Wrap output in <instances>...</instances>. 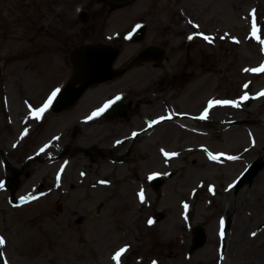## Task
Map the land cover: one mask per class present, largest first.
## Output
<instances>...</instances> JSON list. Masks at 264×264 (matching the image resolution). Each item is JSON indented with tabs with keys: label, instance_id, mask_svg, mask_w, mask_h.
<instances>
[{
	"label": "rangeland",
	"instance_id": "1",
	"mask_svg": "<svg viewBox=\"0 0 264 264\" xmlns=\"http://www.w3.org/2000/svg\"><path fill=\"white\" fill-rule=\"evenodd\" d=\"M253 9L264 38V0H134L111 12L105 0H0V180L18 172L13 192L0 188L1 264H109L121 244V264H149L167 259L161 235L182 242L172 249L181 264H250L264 255V165L250 183L236 184L253 160L264 161V97L214 106L198 119L210 100L264 91V73L244 71L264 63L250 38ZM142 23L143 37L126 39ZM100 42L120 47L115 67L147 45L166 52L89 87L71 108L31 118L29 106L41 107L70 75L71 49ZM115 96L125 101L121 110L87 119ZM169 111L174 117L148 126ZM161 149L178 155L166 162ZM208 152L239 159L216 162ZM29 195L37 199L22 203ZM149 219L156 226L145 232ZM234 224L239 234L228 247ZM197 225L204 241L190 251Z\"/></svg>",
	"mask_w": 264,
	"mask_h": 264
},
{
	"label": "water",
	"instance_id": "2",
	"mask_svg": "<svg viewBox=\"0 0 264 264\" xmlns=\"http://www.w3.org/2000/svg\"><path fill=\"white\" fill-rule=\"evenodd\" d=\"M111 8L123 6L132 0H106ZM144 33L143 29H140L135 38H140ZM120 49L116 46L107 43L98 44H84L74 48L71 52V61L73 64V70L69 79L61 89L57 98L52 104L53 112H60L70 108L75 104L83 92L92 85L115 78L124 73L127 69L136 63L149 59L151 56L161 58L163 56V49L156 47H149L140 51L134 56L129 63L124 67L114 68L113 63L119 56ZM152 54V55H151ZM124 100H117L113 103L109 109L105 112V117H111L124 105ZM264 165V161L256 159L241 178V182H251L253 177L257 174L258 170ZM18 172L16 171L13 176L8 177V182H3L5 186H8L11 190H14L18 180ZM160 185V180L153 183V186L157 188ZM161 218V215H157L156 219ZM193 241L190 247V251L200 247L203 244L204 233L202 228L195 226L193 228ZM1 252V249H0Z\"/></svg>",
	"mask_w": 264,
	"mask_h": 264
},
{
	"label": "snow or ice",
	"instance_id": "3",
	"mask_svg": "<svg viewBox=\"0 0 264 264\" xmlns=\"http://www.w3.org/2000/svg\"><path fill=\"white\" fill-rule=\"evenodd\" d=\"M250 16H251V32H250V38L251 39H254L255 41H257L260 46H261V51L264 52V38L261 37V28H260V25L258 23V18H257V12L255 9H253L250 13ZM189 23H191V21H189ZM137 28H139L140 26L137 25L136 26ZM195 27H199L198 25H195ZM197 35H199L202 39H204L206 42L208 43H213V40L214 38L213 37H210V36H207L203 33H197ZM127 38H130L129 37H126ZM188 39L191 41L192 39H194V36L190 35L188 37ZM221 39H224V37H221ZM234 42L236 43H239V41H235ZM245 72H251V73H255V74H260V73H264V63H262L259 67L257 68H246L244 69ZM245 89L248 88V84H245L243 86ZM60 89L59 88H56L54 89L51 94L48 96V98L45 100V102L43 103V105L39 108H35L33 109L31 106H29V115L31 118L35 119V120H40L43 118L44 114L49 110V108L52 106L53 102L55 101V99L57 98L58 94L60 93ZM258 97H264V91H261L257 94V97H249L248 93L245 92L244 95H242L238 100H210L208 102V106L204 109L203 113L198 117V119H201V120H205L208 118V113H209V110L214 107V106H218V105H230L232 107H236V108H239L241 106V104L244 102V101H247L248 99L250 98H258ZM121 97L117 96L115 98V100H112V101H109L108 103H106L102 108L98 109L97 111L93 112L89 117H87L88 120H92L93 118H95L96 116H99L102 112H104L107 108H109L113 103H115L117 100H119ZM172 116L169 115V116H162L160 117L158 120H153V121H150L148 126L149 127H152L153 125L155 124H158L160 122H162L163 120L165 119H171ZM24 135H27V129H25L24 133L22 134L21 136V139L23 138ZM134 137L136 135H138L137 133H133L132 134ZM117 143H120L119 141ZM254 143V141H253ZM48 145H45V148H47ZM45 149L42 148L40 151L43 152ZM205 151H207L205 149ZM161 152L163 154V156L165 157V161L167 162V159L171 158V157H174V156H177L178 153H169L163 149H161ZM208 155V158L212 161H216V162H221V158L223 157L224 159H227V160H237L239 159V157H236V156H226L224 153H219V154H213L211 152H208L207 153ZM63 171V169H61V172ZM158 174L154 173L152 175H150L148 177L149 180L151 179H154ZM59 180H60V176L59 174L57 175V185H59ZM101 183H104L103 181H101ZM4 187V183L2 181H0V188H3ZM209 191H213V189L210 187L209 188ZM138 195V198L140 200L141 203H144L145 202V195H144V191L143 189H141V191L137 194ZM37 199L36 196H32V195H29L27 197H21L20 200L22 203H27L29 202L30 200H35ZM15 206V205H14ZM184 208H185V212L187 211V208H188V205L185 204L184 205ZM188 217L187 215H185V220H187ZM154 221L149 219L148 223L151 225ZM220 236L221 238H223L224 236V221L223 219H221V222H220ZM252 236L255 237L256 236V233L253 232L252 233ZM6 241L4 240L3 237H0V249H2V247L5 245ZM127 251V246L126 247H123L121 249H119L117 252H115V254L112 256V260L115 262V264H121V258L122 256L126 253ZM3 256V253L0 252V257ZM3 264H7V261H3ZM153 264H157V262L153 261Z\"/></svg>",
	"mask_w": 264,
	"mask_h": 264
},
{
	"label": "bare ground",
	"instance_id": "4",
	"mask_svg": "<svg viewBox=\"0 0 264 264\" xmlns=\"http://www.w3.org/2000/svg\"><path fill=\"white\" fill-rule=\"evenodd\" d=\"M184 72H186V71H184ZM186 73H191V71L190 72H186ZM249 97H251L250 95H249ZM251 99V98H250ZM244 102H246V101H244ZM222 106H224L223 108H225V109H227V107L229 108V109H231V107H230V105H222ZM222 109V108H221ZM229 112H233V111H229ZM169 113H172V111H169ZM197 122H199V120H197ZM138 136V135H137ZM154 174V173H153ZM157 174V173H156ZM152 175V174H151ZM135 179L137 180L138 178L137 177H135ZM240 199H242V196L240 195L239 197H238V201L240 200ZM235 204H233V203H229V208H228V210H227V212H229L230 210H231V207H233ZM189 212H191L190 210H189ZM131 225V224H130ZM130 225H128L126 228H127V230L128 231H130L131 230V228H132V226H130ZM156 226V223H152L151 225L148 223V222H144L143 224H141V228H143V230L145 231V232H151L152 230H154L155 228H153V227H155ZM176 225L177 226H180L181 225V223L180 222H177L176 223ZM113 229H117L114 225H113V227H112ZM233 231H232V233H231V236H232V243H231V241H230V244H228V247H232L233 246V244L235 245V239H236V236H238V231H239V228H238V226L237 225H233ZM122 229V228H121ZM121 229H119V230H121ZM241 234V233H240ZM128 236H131V232L130 233H128ZM173 239H176V238H172V237H170L169 235H161V238H159V239H157V241H158V245L160 246V247H164L165 249H168L169 250V252L166 254V257L165 258H167L166 260H162V261H160V262H157V264H167V261L169 260L171 263L170 264H181V261L178 259V258H180L176 253H178L179 254V252H173V250L172 249H175L176 247H182L181 246V244H182V242H179V241H177V239L175 240V241H173ZM131 242H132V239H130L129 241H128V243L129 244H131ZM168 246H171V248H168ZM124 247V245L123 244H121V245H119L118 247H116V248H114V249H112V250H110V263L109 264H115L114 263V261L112 260V256L115 254V252L116 251H118L119 249H121V248H123ZM130 247V249L132 248V245L131 246H129ZM127 254V251H126V253L124 254V255H126ZM123 255V256H124ZM241 255H243V254H241ZM244 256V255H243ZM239 260V261H238ZM213 261V258L211 259V258H208V259H206V260H194V261H192V263L191 264H209V263H211ZM138 264H141L143 261L142 260H137L136 261ZM184 261L182 260V263H183ZM149 264H153V262H150ZM219 264H222V261L219 263ZM234 264H244V261H243V259H241V257L240 258H235L234 257ZM250 264H264V255H254V257L250 260Z\"/></svg>",
	"mask_w": 264,
	"mask_h": 264
}]
</instances>
